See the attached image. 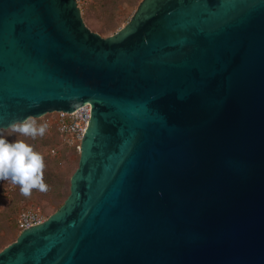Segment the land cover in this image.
Instances as JSON below:
<instances>
[{"label":"water","instance_id":"1","mask_svg":"<svg viewBox=\"0 0 264 264\" xmlns=\"http://www.w3.org/2000/svg\"><path fill=\"white\" fill-rule=\"evenodd\" d=\"M89 103L63 203L0 264H264V0H0V129Z\"/></svg>","mask_w":264,"mask_h":264},{"label":"rangeland","instance_id":"2","mask_svg":"<svg viewBox=\"0 0 264 264\" xmlns=\"http://www.w3.org/2000/svg\"><path fill=\"white\" fill-rule=\"evenodd\" d=\"M140 0H76L85 25L101 36L113 34L130 19ZM37 123L42 124V119ZM11 140L23 139L41 152L45 159L44 180L49 188L47 192L33 190L31 196L21 195L19 186L10 180H0V249L15 240L19 233L18 214L30 210L44 219L51 214L69 192V178L77 167L79 151L65 146L53 125L35 139L12 133L11 129H0ZM57 146L55 154L49 148Z\"/></svg>","mask_w":264,"mask_h":264},{"label":"clouds","instance_id":"3","mask_svg":"<svg viewBox=\"0 0 264 264\" xmlns=\"http://www.w3.org/2000/svg\"><path fill=\"white\" fill-rule=\"evenodd\" d=\"M7 127L12 133L35 139L47 131V124H38L35 117L12 121ZM44 155L23 139L9 140L0 132V180L18 185L21 195L31 196L33 190L48 191L44 180Z\"/></svg>","mask_w":264,"mask_h":264},{"label":"built area","instance_id":"4","mask_svg":"<svg viewBox=\"0 0 264 264\" xmlns=\"http://www.w3.org/2000/svg\"><path fill=\"white\" fill-rule=\"evenodd\" d=\"M89 116L90 104L85 103L71 112L56 110L47 112L39 118L42 119V124L53 125L55 132L65 146L79 151L80 141ZM57 150V146L49 148L51 154H55ZM42 220L30 210H22L18 214L17 225L19 230H22Z\"/></svg>","mask_w":264,"mask_h":264},{"label":"trees","instance_id":"5","mask_svg":"<svg viewBox=\"0 0 264 264\" xmlns=\"http://www.w3.org/2000/svg\"><path fill=\"white\" fill-rule=\"evenodd\" d=\"M68 193H69V192H68ZM67 195H68V194H67ZM67 195H66V196H67ZM66 196L64 197V199L66 198ZM64 199H63V201H64ZM63 201L58 205V207L63 203ZM58 207H57V208H58ZM57 208H56V209H57Z\"/></svg>","mask_w":264,"mask_h":264}]
</instances>
